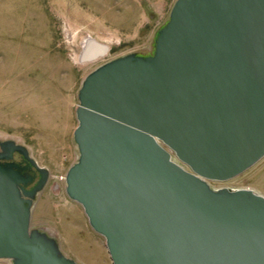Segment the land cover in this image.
Instances as JSON below:
<instances>
[{
    "label": "water",
    "instance_id": "95a60500",
    "mask_svg": "<svg viewBox=\"0 0 264 264\" xmlns=\"http://www.w3.org/2000/svg\"><path fill=\"white\" fill-rule=\"evenodd\" d=\"M78 96L66 192L114 264H264V195L210 184L264 157V0H176L153 54L97 66ZM50 177L0 141V259L80 264L32 226Z\"/></svg>",
    "mask_w": 264,
    "mask_h": 264
},
{
    "label": "rangeland",
    "instance_id": "374dc122",
    "mask_svg": "<svg viewBox=\"0 0 264 264\" xmlns=\"http://www.w3.org/2000/svg\"><path fill=\"white\" fill-rule=\"evenodd\" d=\"M175 1L0 0V141L24 144L50 170L34 201L32 226L54 236L81 264H111L62 178L79 157L74 130L81 83L111 59L153 54ZM98 49L105 53L89 59ZM210 184L264 194V157L240 175ZM0 264L13 262L2 258Z\"/></svg>",
    "mask_w": 264,
    "mask_h": 264
},
{
    "label": "bare ground",
    "instance_id": "6f19581e",
    "mask_svg": "<svg viewBox=\"0 0 264 264\" xmlns=\"http://www.w3.org/2000/svg\"><path fill=\"white\" fill-rule=\"evenodd\" d=\"M105 53V50H100V49H98V51L97 52H95L89 59H93V58H95L96 56H98V55H103ZM86 77V76H85ZM84 80V79H83ZM83 82V81H82ZM82 84V83H81ZM173 157L176 159V160H178L177 159V157H176V155L173 153ZM71 166V165H70ZM69 166V167H70ZM69 167H68V169H69ZM68 169L66 170V172L65 173H63V180H65L66 181V173H67V171H68ZM217 187V186H216ZM251 188V187H250ZM65 190H66V183H65ZM257 191V190H256ZM257 192H259V191H257ZM259 193H261V192H259ZM262 194V193H261ZM264 195V194H263ZM69 196V195H68ZM79 203V202H78ZM80 204V203H79ZM81 205V207H82V210H83V213H84V215H85V217H86V219H87V221H88V223H89V225L91 226V224H90V222H89V218H88V216H87V214H86V212H85V210H84V207L82 206V204H80ZM92 227V226H91ZM93 229V228H92ZM44 230V229H43ZM94 231H95V229H93ZM95 232H97V231H95ZM98 233V232H97ZM100 234V233H99ZM100 236H101V239H102V241H104V245H105V247H106V252L108 253V259H109V262L111 263V264H114L113 263V260H112V258H111V255H110V252H109V250H108V247H107V244H106V238L102 235V234H100ZM63 252V251H62ZM64 253V252H63ZM65 254V253H64ZM66 255V254H65ZM68 256V255H67ZM69 257V256H68ZM74 260H76L78 263H80L77 259H74ZM81 264V263H80ZM83 264H85V263H83Z\"/></svg>",
    "mask_w": 264,
    "mask_h": 264
},
{
    "label": "flooded vegetation",
    "instance_id": "af4514ba",
    "mask_svg": "<svg viewBox=\"0 0 264 264\" xmlns=\"http://www.w3.org/2000/svg\"><path fill=\"white\" fill-rule=\"evenodd\" d=\"M15 160L18 161V162H20V163L23 164V165L26 164V161L24 160L23 156L20 155V154H18V153L15 154ZM33 184H34V183H33ZM33 184H32V185H33ZM32 185H30L29 187H31Z\"/></svg>",
    "mask_w": 264,
    "mask_h": 264
}]
</instances>
